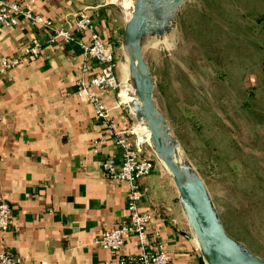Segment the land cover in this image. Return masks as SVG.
Listing matches in <instances>:
<instances>
[{
  "label": "crops",
  "instance_id": "0c3cea01",
  "mask_svg": "<svg viewBox=\"0 0 264 264\" xmlns=\"http://www.w3.org/2000/svg\"><path fill=\"white\" fill-rule=\"evenodd\" d=\"M13 1L56 23L72 24L85 9L93 15L95 30L117 51V5H107L106 0ZM122 1L129 15L134 3ZM50 37L46 27L27 18L0 28V57L18 55L35 39L42 46L38 56H24L18 66L0 74V195L11 208V227L0 231V251L9 249L19 264H121L138 253L135 237L118 251L94 240L127 217L129 186L109 177L104 161L111 157L119 166L123 148L116 133L137 119L116 106V91L103 97L111 122L97 119L93 104L77 93L84 62L79 43H52ZM89 38L87 32L84 39ZM97 68L90 61L87 77ZM117 74L121 79L118 69ZM121 95L129 104L126 88ZM147 154L155 168L140 179V208L153 212L150 231L159 233L152 234L148 249L164 246L170 264H202L199 242L171 174L150 151Z\"/></svg>",
  "mask_w": 264,
  "mask_h": 264
},
{
  "label": "rangeland",
  "instance_id": "374dc122",
  "mask_svg": "<svg viewBox=\"0 0 264 264\" xmlns=\"http://www.w3.org/2000/svg\"><path fill=\"white\" fill-rule=\"evenodd\" d=\"M118 8V70L131 105L138 94L130 69L129 84L122 72L129 15ZM142 56L167 135L205 181L228 233L264 259V0H186L170 31L143 38ZM136 125L152 144L144 114Z\"/></svg>",
  "mask_w": 264,
  "mask_h": 264
},
{
  "label": "built area",
  "instance_id": "2783aa9c",
  "mask_svg": "<svg viewBox=\"0 0 264 264\" xmlns=\"http://www.w3.org/2000/svg\"><path fill=\"white\" fill-rule=\"evenodd\" d=\"M132 1L136 2V0ZM106 4L118 6L124 3L122 0H106ZM20 18L30 19L34 24L46 27L51 33L50 42L52 43L60 40L79 43L84 62L80 66L83 76L76 84L77 93L93 104L97 119L106 123L111 122L103 97L112 91L117 92L116 106L132 112L130 106L122 100V83L117 74L119 63L116 46L113 42L103 39L95 30L93 15L84 9L76 14L72 24L68 20L56 23L40 15L32 14L19 2L0 0V28L12 27ZM87 32H90L88 41L84 39ZM41 47L40 41L35 39L18 55L1 56L0 74L18 66L24 56H38ZM90 61L96 62L98 68L87 77ZM3 119L4 116L0 111V120ZM116 136L117 143L123 148L122 160L117 166L114 158H107L104 161V170L109 177L123 181L129 186L127 217L116 227L104 230L95 238L94 243L104 249L118 251L126 244L128 238L133 236L137 239L139 251L135 256L122 259L121 264H170V255L164 246L159 245L155 251L148 249L152 234L159 233L150 231L153 212L140 208V201L144 195L140 179L149 175L155 168L154 158L147 154L151 151L148 148H152V145L142 139L136 124L127 130L117 132ZM10 227L11 208L4 196L0 195V231H8ZM19 263V258H16L9 249L0 251V264Z\"/></svg>",
  "mask_w": 264,
  "mask_h": 264
},
{
  "label": "water",
  "instance_id": "95a60500",
  "mask_svg": "<svg viewBox=\"0 0 264 264\" xmlns=\"http://www.w3.org/2000/svg\"><path fill=\"white\" fill-rule=\"evenodd\" d=\"M186 0H136L134 14L127 22L131 45L130 64L138 98L130 105L138 121L149 116L152 148L171 174L181 195L187 220L196 236L202 264H264V259L248 250L228 233L205 181L188 162L189 174L175 159L177 139L167 135V120L156 103L150 71L143 60L142 42L148 34L170 31ZM175 138V139H174ZM179 143V142H178Z\"/></svg>",
  "mask_w": 264,
  "mask_h": 264
},
{
  "label": "bare ground",
  "instance_id": "6f19581e",
  "mask_svg": "<svg viewBox=\"0 0 264 264\" xmlns=\"http://www.w3.org/2000/svg\"><path fill=\"white\" fill-rule=\"evenodd\" d=\"M134 6H135V2H134V4H133V6H132V8H131V11H130V13H129V16H128V18H131L132 16H133V14H134ZM127 45H129V44H127ZM131 46V45H130ZM127 48V47H126ZM128 49V48H127ZM124 63H126V62H124ZM129 69H130V81H131V83H132V85H133V87L135 88V84H134V78H133V72H132V69H131V64H130V58H129V64H127L126 63V65H124L123 66V69H122V72H123V79H125L126 80V83L127 84H129L128 83V77H129ZM121 83H122V81H121ZM129 88V87H128ZM136 89V88H135ZM122 90H123V85H122ZM122 100H123V98H122ZM124 102H125V100H123ZM144 119H145V121H146V123L148 124V122H149V116L148 115H145L144 114ZM145 129H146V132H147V134L149 135V140H150V142L152 143V139H151V136H152V134H151V129L149 128V127H144ZM165 129H166V131L167 132H169V133H171L170 132V130H169V127H168V124H166V126H165ZM141 134H142V131H141ZM143 135V134H142ZM142 137V136H141ZM143 137H144V135H143ZM142 137V138H143ZM145 138V137H144ZM178 142V141H177ZM177 147V146H176ZM177 151H178V153H177V155L175 156V159H176V161L178 162V163H180L182 166H184L185 167V170H186V172L189 174V172H190V170L188 169V162L186 161V162H184V160H183V153L178 149V147H177Z\"/></svg>",
  "mask_w": 264,
  "mask_h": 264
}]
</instances>
